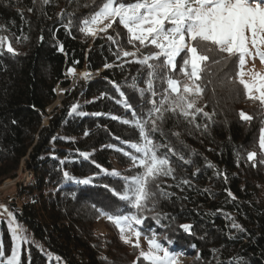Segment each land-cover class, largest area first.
Returning <instances> with one entry per match:
<instances>
[{"label":"trees","instance_id":"16d2710c","mask_svg":"<svg viewBox=\"0 0 264 264\" xmlns=\"http://www.w3.org/2000/svg\"><path fill=\"white\" fill-rule=\"evenodd\" d=\"M101 2L50 0L44 4L42 0H0V36L6 37L18 53H9L7 45L0 49V185L16 176L22 161L34 175L33 184L23 189L29 198L23 202L20 213H14L15 220L31 236L27 243H21L19 264H132L138 255L119 239L115 226L92 208L96 204L112 211L122 204L103 187L107 184L120 190L122 182L103 175L95 165L109 171L131 165L121 152L104 146L114 144L131 151L121 140H139L135 128L110 116L131 119V111L120 107L117 101L122 92L131 103L139 105V92L130 85L135 80L138 88H144L147 79V69L139 64L126 59L118 64L116 50L111 52L112 41L106 37L91 39L80 31L81 21L96 11ZM114 27L120 35L110 36L124 40L125 31L118 21ZM154 50L142 49V56L138 57ZM127 59L131 61L133 57ZM84 64L90 65L91 71L102 70L105 64L112 67L104 69L100 78L82 81L73 91L67 90L62 107L47 114L46 109L56 100V87L69 85L63 71L70 66L82 69ZM239 70L235 65L229 68L233 76ZM176 75H180L178 69ZM155 86L157 92L166 87L159 81ZM239 88L237 97L213 78L197 103L208 113L215 111L211 121L199 114L196 123L200 128L196 129L182 116L166 112L163 135H153L156 142L170 144L184 160L192 161L185 164L168 153L167 148L160 149L161 154L168 153L175 172L174 178L161 177L157 182L174 195L161 199L155 212L168 213L175 220H164L162 223L170 227H160L151 219L152 213H148L145 224L156 228L162 242L171 240L173 250L186 252L187 256L199 253V258L185 264H264L260 107L258 101L247 99L242 86ZM77 97L86 103L81 108L84 116L70 114ZM240 111L253 116V120H241ZM85 132L89 134L86 136ZM173 133H179V137ZM55 139L66 148L53 147ZM249 151L258 153L255 167L247 160ZM80 152L92 153L91 159L85 161ZM57 159L65 161L62 170L77 179L95 178L88 185L66 181ZM135 171L127 170L125 175ZM183 180L189 183L184 184ZM73 192L76 198L71 195ZM100 218L107 221L109 234L95 233L94 226ZM181 224H191L193 234L184 232ZM0 246L4 250L2 260L6 262L12 238L3 220ZM102 257H107V261ZM137 264L144 262L141 259Z\"/></svg>","mask_w":264,"mask_h":264},{"label":"snow or ice","instance_id":"6c2138e0","mask_svg":"<svg viewBox=\"0 0 264 264\" xmlns=\"http://www.w3.org/2000/svg\"><path fill=\"white\" fill-rule=\"evenodd\" d=\"M42 2L48 4L50 0H42ZM117 20L127 31V43L135 49V51L124 50L114 37L108 36L109 41L118 44L115 54L117 59L133 57L132 61L126 62L137 63L142 68H146L147 79L144 81L146 85L144 88H138L135 80L130 85L139 92L141 98L139 105L131 103L122 92V98L117 101L125 110L131 111V119L110 116L112 120H118L122 124L135 128L139 132V140H121V144L126 145L131 151L114 144L104 147L121 152L131 161L129 171H137L130 176L122 175L115 169L109 171L96 164L100 173L122 182L123 187L120 190L107 184L103 185L122 204L112 211L106 210L105 207H98L96 204H92V208L100 217H106L115 226L119 232V239L125 245H130L134 252L138 251L132 264H137V261L141 259L144 264H177L180 253L165 246L156 228L146 227L145 224L148 213H152L151 219L160 227H170V224L162 223L164 220H175V217H170L168 213L155 212L161 199H168L174 195L161 188L157 181L161 177L174 178L175 169L171 166L168 153L178 156L181 160H184V157L170 144L156 142L153 135L157 132L163 135L162 125L166 119V112L182 116L196 129L200 128V125L196 123L199 114L202 113L211 121L215 111L208 113L202 107H198L197 103L203 98L213 78H217L219 86L228 87L230 94L238 97L239 86H242L247 99L259 102L261 118L259 163L264 164V76L259 77V80L256 78L246 80L244 78L246 74L243 71L248 57L258 56L264 63V50H262L264 49V0H102L97 10L81 21L80 31L85 36L91 35L95 38L99 32L107 34L108 29L112 28ZM119 35L117 33V36ZM40 39L42 40L43 37L41 36ZM5 45L9 53L18 54L7 42V38L0 36V49H3ZM148 47L155 50L139 58L137 54L140 48ZM60 51H63V46ZM231 65L240 69L234 76L229 71ZM104 67L109 68L112 65L105 64ZM177 69L179 76L176 75ZM74 71L72 68L68 69L70 74ZM82 75L88 78L87 73ZM156 81H159L162 86L166 85L160 92L156 90ZM117 91H119L118 86ZM213 92L215 94V88ZM157 97H159L158 100ZM146 104L151 106L146 107ZM78 108V105H73L70 114L86 115L78 111ZM93 115L104 114L93 113ZM239 116L244 121L253 120V116L244 111H240ZM206 128L207 125H205ZM88 134L85 132L86 136ZM173 135L179 137V133H173ZM161 148H167L168 153L161 154ZM79 154L85 161L92 157V153L88 152ZM257 157L256 151L247 152V160L253 167L256 166ZM64 163L65 161L62 160L61 164ZM92 163L95 164V161L93 160ZM184 163L191 164L192 161L184 160ZM63 177L66 181L83 185L91 184L95 178L77 179L68 171L63 172ZM182 183L188 184L189 181L183 180ZM228 194L232 196L231 192ZM71 195L76 198L75 192ZM0 207L3 206L0 205ZM4 211L7 212V209L5 208ZM7 214L10 218L9 227L14 246L6 262L2 260L4 250L0 246V264H19L17 245L21 241L24 243L28 241L20 234L22 229L18 231L14 225L15 218L12 213ZM179 227L184 232L193 234L191 224H181ZM233 227L239 229L240 225L233 224ZM142 236L147 243L146 251L141 248ZM164 239L168 240L167 236ZM172 243L168 240V245ZM37 247L40 246L37 245ZM192 247L196 246L192 245ZM197 257L199 258V253ZM49 259H51L50 254ZM102 259L107 261V257Z\"/></svg>","mask_w":264,"mask_h":264},{"label":"rangeland","instance_id":"374dc122","mask_svg":"<svg viewBox=\"0 0 264 264\" xmlns=\"http://www.w3.org/2000/svg\"><path fill=\"white\" fill-rule=\"evenodd\" d=\"M121 28H123L122 25H121ZM123 30L125 31V39L122 40V38H120L118 40L119 46L122 49L127 50V51H135V49L131 45H129L127 43V31H126V29L123 28ZM117 33H119V32L115 29L114 24H113V27L110 28V29H108L107 34H105L104 32H99L98 33L99 34L98 38H105L106 37L108 39V36H110V35L117 36ZM91 38H93V37H91ZM118 44H113V46L111 48V52H113L115 50L117 52ZM142 49H145V48H140V51H139V53L137 55L142 56L140 54L142 52ZM262 50H264V49H262ZM127 58H129V57H122L121 59H116V60H117L118 64H122V61L123 60L126 59L128 61ZM104 69H106V68H104ZM104 69H102V70H104ZM84 70L87 73H90L91 76H88V78H85L82 75L83 72L85 73ZM79 71L82 72V73L80 72V75L81 76L79 75L80 77H78V78H80V80H76L75 81L74 78H73V76L74 75H77V72H79ZM243 71L246 74L245 77H244L246 80H251L253 78H256L257 80H259V77L264 76V63L261 62V60H260V58L258 56H256V57H248L246 59V64L244 66ZM101 73H102L101 70L91 71L90 70V65L84 64L83 67H82V69H76L73 74H70L71 77H72L70 86L71 87L73 86V87H72V90H69V91H73L76 88V86L79 83H81L82 81H85V82L89 81V82H91V81H93L95 79L100 78ZM57 92H60L59 93V95L61 94L60 95V98L57 96L55 102L53 103V105L50 106V107H48L46 109V113L47 114L51 113V111H53V109L56 108V107L57 108H61L62 107L61 106V103H62L63 99L65 98L64 90H63V88H58ZM85 104H86L85 102H81L79 100V97H77L76 99H74L73 102H72V106L73 105H78L79 106L78 111H81V108ZM120 107H122V106L120 105ZM71 112H72V107H71ZM45 121H46V119H44V123H45ZM71 139L73 140L74 138H71ZM51 145L53 147H56V148H66L64 145H62L60 143V140L59 139L53 140ZM57 161L59 162L60 169H61V171L63 173L64 172L62 170V165L63 164H61V161L62 160L61 159H57ZM20 168H19V170L17 172V176L20 175V177H24V171L23 170H25L26 168L24 167V165H22V167L20 165ZM129 168H130V166H125L123 168L122 167H115L114 169L117 170V171H119V172H121L122 175H125V172L127 170L129 171ZM26 170H28V169H26ZM27 198H29V195L25 191H23V189H19L18 185H16V186L11 185L10 179L5 180L4 182L1 183V185H0V200L1 201H5L6 202L5 203L6 205H4L3 207H0V220H3L6 223V226L8 228V231H9L10 235H11V238H12V232H11L10 227H9V219L10 218H9V216H8L7 213L8 212L12 213V216L14 217V213H17V212H20L21 211V206H22L23 202L25 200H27ZM5 208L7 209V212L4 211ZM106 222L107 221L104 218H100L97 221V223L95 224V226H94L95 233L100 234V235L109 234V230L107 229ZM14 225L17 227L18 231L22 229V232H20V234L23 237H25L27 240H30L31 239L30 234L28 233L27 229L24 227L23 224H21L18 221L14 220ZM22 242L23 241L19 242V244L17 245L18 252H19V249L21 247V243ZM161 242H162V240H161ZM140 243H141V248L146 251L147 250V243L143 239V237H141ZM162 243L165 246L170 247V249H173V246L172 245H168V242H162ZM13 246H14V242H13V239H12V248H13ZM126 246H127V249L128 250H132V247L130 245H126ZM12 248H11V252H12ZM137 253H138V251H137ZM177 253H180L178 255V257H177V264L190 263L191 260H193L194 258H197V255H195V256L194 255L187 256L186 252H183V251H178ZM10 255H11V253H10Z\"/></svg>","mask_w":264,"mask_h":264},{"label":"built area","instance_id":"2783aa9c","mask_svg":"<svg viewBox=\"0 0 264 264\" xmlns=\"http://www.w3.org/2000/svg\"><path fill=\"white\" fill-rule=\"evenodd\" d=\"M98 36H99V34L95 38H97ZM89 37L91 38L92 36L89 35ZM91 39H94V38H91ZM69 68H72V69L76 70L75 67L70 66V67H68L67 69H65L63 71L64 81L69 82V85L66 88H63L64 95H65V93H66L67 90L68 91L69 90H72V87H73V86L72 87L70 86L72 77H71L70 73L68 72V69ZM78 77H79L78 75H74L73 76V78H74L75 81L76 80H80V78H78ZM79 84H81V83H79ZM58 88H60V87L59 86L56 87V97L58 96V92H57ZM22 165H23V161L21 163V167H22ZM23 171H24V177H20V175L17 176V173H16V176L14 178L10 179L11 185H14V186L18 185L19 189H24V188H27V187H29V186H31L33 184V182H34V175H33V173L30 170H26V169L23 170ZM5 203H6L5 201H1L0 200V205L4 206V205H6ZM17 213H20V212H17Z\"/></svg>","mask_w":264,"mask_h":264},{"label":"bare ground","instance_id":"6f19581e","mask_svg":"<svg viewBox=\"0 0 264 264\" xmlns=\"http://www.w3.org/2000/svg\"><path fill=\"white\" fill-rule=\"evenodd\" d=\"M85 71V70H84ZM82 73V72H81ZM85 73H87L86 71H85ZM88 74V76H91V74L90 73H87ZM79 75V74H78Z\"/></svg>","mask_w":264,"mask_h":264},{"label":"water","instance_id":"95a60500","mask_svg":"<svg viewBox=\"0 0 264 264\" xmlns=\"http://www.w3.org/2000/svg\"><path fill=\"white\" fill-rule=\"evenodd\" d=\"M103 70H101V72H102Z\"/></svg>","mask_w":264,"mask_h":264}]
</instances>
